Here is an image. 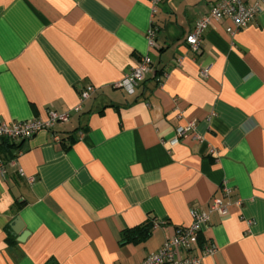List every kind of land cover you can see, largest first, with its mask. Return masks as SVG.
Segmentation results:
<instances>
[{
  "label": "crops",
  "instance_id": "1",
  "mask_svg": "<svg viewBox=\"0 0 264 264\" xmlns=\"http://www.w3.org/2000/svg\"><path fill=\"white\" fill-rule=\"evenodd\" d=\"M218 1L152 16L151 0H0V122L70 112L0 142V264H140L216 198L229 215L201 231L197 248L217 247L203 264H264V7L234 36L209 27L196 53L186 37ZM143 56L134 94L114 88ZM189 122L200 139L173 144Z\"/></svg>",
  "mask_w": 264,
  "mask_h": 264
},
{
  "label": "built area",
  "instance_id": "2",
  "mask_svg": "<svg viewBox=\"0 0 264 264\" xmlns=\"http://www.w3.org/2000/svg\"><path fill=\"white\" fill-rule=\"evenodd\" d=\"M164 1L167 0H151L152 16L156 14L158 6ZM263 7L264 0H255L250 5L245 0L218 1L196 22L193 30L187 35L186 42L192 51L200 53L203 34L209 27L221 20L228 19L231 21L232 26H229L226 31L230 36H234L238 31L245 29ZM151 25L147 31V40L148 44L154 47L156 45L155 36L157 30L153 24ZM151 66L152 62L148 56L141 57L138 64L129 74L123 80L114 84V88L123 89L128 94H134L136 88L150 72ZM200 75L203 79L208 78L209 68H202ZM95 92L96 88L92 85H88L85 89L81 90L80 104L74 108V111L79 112L82 104L90 99ZM69 119L70 112L61 114L49 111L46 119H32L12 123L0 122V142L4 139L10 141L30 139L39 132L51 131L57 124L65 123ZM195 131L196 124L194 122L177 127L173 144L178 143L180 139L189 137H193L196 140L200 139L195 134ZM5 173V163L0 159V175L4 176ZM221 191L225 196L231 193L226 183L221 185ZM214 213L220 217H227L229 215V205L225 204L222 199L216 198L207 210L194 209L191 212L192 223L187 227L180 228L175 235L164 242L158 251L148 255L140 264H203L204 258L217 253V247L214 244H206L200 249L197 248L200 233L209 224L211 216ZM182 253H186V256H182Z\"/></svg>",
  "mask_w": 264,
  "mask_h": 264
},
{
  "label": "trees",
  "instance_id": "3",
  "mask_svg": "<svg viewBox=\"0 0 264 264\" xmlns=\"http://www.w3.org/2000/svg\"><path fill=\"white\" fill-rule=\"evenodd\" d=\"M10 141V140H9ZM13 142V141H12ZM131 232H133L134 233V231H132V230H130V231H128L127 233H130L131 234ZM149 231L148 230H145V235H148L149 233H148ZM47 264H55V263H47Z\"/></svg>",
  "mask_w": 264,
  "mask_h": 264
},
{
  "label": "water",
  "instance_id": "4",
  "mask_svg": "<svg viewBox=\"0 0 264 264\" xmlns=\"http://www.w3.org/2000/svg\"><path fill=\"white\" fill-rule=\"evenodd\" d=\"M23 236H26V234H25V235H23Z\"/></svg>",
  "mask_w": 264,
  "mask_h": 264
}]
</instances>
